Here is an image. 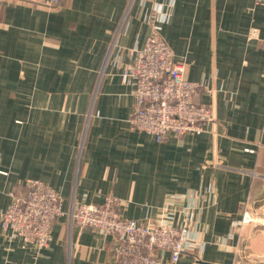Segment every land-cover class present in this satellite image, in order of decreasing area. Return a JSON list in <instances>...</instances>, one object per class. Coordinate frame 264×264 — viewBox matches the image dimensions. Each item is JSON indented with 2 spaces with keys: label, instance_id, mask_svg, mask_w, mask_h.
Segmentation results:
<instances>
[{
  "label": "crops",
  "instance_id": "crops-1",
  "mask_svg": "<svg viewBox=\"0 0 264 264\" xmlns=\"http://www.w3.org/2000/svg\"><path fill=\"white\" fill-rule=\"evenodd\" d=\"M128 2L0 0V213L32 178L66 212L107 195L139 221L171 205L191 231L176 264H264V5L134 0L117 32ZM150 18L185 78L204 82L196 100L215 122L200 134L156 141L129 127L134 83L122 71ZM113 246L67 215L42 248L0 226V264H110Z\"/></svg>",
  "mask_w": 264,
  "mask_h": 264
},
{
  "label": "built area",
  "instance_id": "built-area-1",
  "mask_svg": "<svg viewBox=\"0 0 264 264\" xmlns=\"http://www.w3.org/2000/svg\"><path fill=\"white\" fill-rule=\"evenodd\" d=\"M25 1L46 6L59 3V0ZM133 1L129 0L117 32ZM253 2L264 5V0ZM149 23L150 32L144 45L134 49V59L123 71L134 83L129 127L153 136L156 141L168 135L180 138L185 134H200L206 124L215 122L211 105L196 100L198 91L205 87L204 82L185 78L184 63L174 59L172 49L160 33V24L152 18ZM258 35L257 27L249 29L250 38ZM102 73L103 70L100 76ZM83 139L82 136L80 152ZM216 165L223 167L220 163ZM24 186L23 193L10 192L11 201L0 213V226L25 245L46 246L52 222L67 215L70 227L91 228L104 236H112L110 264H176L191 249V231L181 218L174 220L171 205L159 209L155 218L139 221L122 217L119 198L107 195L99 204H71L66 212L58 193L44 182L28 178ZM250 219L245 212L242 222Z\"/></svg>",
  "mask_w": 264,
  "mask_h": 264
},
{
  "label": "rangeland",
  "instance_id": "rangeland-1",
  "mask_svg": "<svg viewBox=\"0 0 264 264\" xmlns=\"http://www.w3.org/2000/svg\"><path fill=\"white\" fill-rule=\"evenodd\" d=\"M25 1V0H24ZM133 52H134V50H133ZM134 56H135V54L133 53V58H132V60L134 59ZM132 60H131V62H132ZM130 62V63H131ZM125 69V68H124ZM124 71V70H123ZM123 71H122V75H123ZM124 76V75H123Z\"/></svg>",
  "mask_w": 264,
  "mask_h": 264
}]
</instances>
